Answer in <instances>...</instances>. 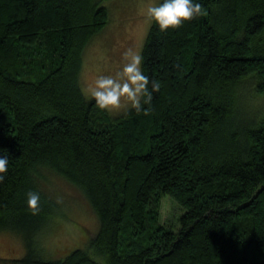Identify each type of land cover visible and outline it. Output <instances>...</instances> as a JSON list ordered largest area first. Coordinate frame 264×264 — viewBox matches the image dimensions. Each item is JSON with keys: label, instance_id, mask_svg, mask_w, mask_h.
Returning a JSON list of instances; mask_svg holds the SVG:
<instances>
[{"label": "trees", "instance_id": "trees-1", "mask_svg": "<svg viewBox=\"0 0 264 264\" xmlns=\"http://www.w3.org/2000/svg\"><path fill=\"white\" fill-rule=\"evenodd\" d=\"M103 1L0 0V230L27 247L11 263L264 264V109L247 123L238 110L248 79L264 96V0H194L205 14L181 27L153 21L141 67L160 90L148 115L119 118L80 83L85 49L110 21ZM45 169L100 221L89 248L60 260L39 248L59 212ZM167 194L186 211L178 230L159 221Z\"/></svg>", "mask_w": 264, "mask_h": 264}, {"label": "rangeland", "instance_id": "rangeland-1", "mask_svg": "<svg viewBox=\"0 0 264 264\" xmlns=\"http://www.w3.org/2000/svg\"><path fill=\"white\" fill-rule=\"evenodd\" d=\"M160 1L104 0L102 2L103 5H108L110 10L112 23L106 25L107 29L105 26L110 35L104 29L105 32L96 35L92 45L89 47V44L85 49L80 77L83 94L88 84L97 76L115 75L122 68V53L127 48L131 47L142 52L152 22L139 14L140 9L149 3L158 4ZM122 4L128 5L124 9ZM105 40L109 43L101 46L99 42ZM111 56L114 57L112 60L106 59ZM253 86L252 78L242 83L238 110L245 123L250 122L257 113L260 115L264 109V96H259ZM110 115L119 118L126 113L121 111ZM42 173L45 175L40 182L42 189L57 202L59 201V212L55 221L47 227V231L39 235L38 239L40 238L42 242L39 248L44 259L60 260L74 249L89 248L92 236L100 229V221L86 194L80 188L65 179L64 181L50 170L45 169ZM161 201L160 223L178 230L181 226L180 218L186 212L185 208L169 194L163 196ZM59 249L63 250L60 255ZM26 254L27 247L20 234L11 230H0V264H13L10 260L23 258Z\"/></svg>", "mask_w": 264, "mask_h": 264}, {"label": "clouds", "instance_id": "clouds-1", "mask_svg": "<svg viewBox=\"0 0 264 264\" xmlns=\"http://www.w3.org/2000/svg\"><path fill=\"white\" fill-rule=\"evenodd\" d=\"M139 14L149 22L154 21L160 31H166L169 28L177 29L185 21H191L205 13L203 6L194 0H162L158 4L142 6ZM122 62V68L115 75H100L89 83L85 98H91L99 109L110 114L134 110L137 114L143 112L148 115L150 108L145 106L151 105L153 92H158L161 84L156 80L150 82L149 77L143 74V56L140 51L127 48L122 53ZM150 83L152 91H149ZM7 165L8 158L0 156V182L4 180ZM26 204L33 214H37L40 210L39 193L28 191Z\"/></svg>", "mask_w": 264, "mask_h": 264}, {"label": "crops", "instance_id": "crops-1", "mask_svg": "<svg viewBox=\"0 0 264 264\" xmlns=\"http://www.w3.org/2000/svg\"><path fill=\"white\" fill-rule=\"evenodd\" d=\"M111 3L109 2V5H110ZM128 4H122V6H123V8L125 9L126 8V6H127ZM110 8H111V5H110ZM113 18V17H112ZM112 23V21H109V23H108V25L107 26H109V24H111ZM107 26H106V29H107ZM106 29H105V31H106ZM116 30H117V28H116ZM105 31H103L101 34H103ZM107 32V34L108 35H110V33L108 32V31H106ZM100 36V35H99ZM98 38V37H97ZM106 40H108V39H106ZM100 41L99 42V44L102 46V45H105V43H109L108 41ZM112 57L113 56H111V57H107L106 59L107 60H112ZM114 58V57H113ZM116 59V58H115ZM122 66V65H121ZM119 67V66H118ZM114 68H117L116 66H114Z\"/></svg>", "mask_w": 264, "mask_h": 264}]
</instances>
